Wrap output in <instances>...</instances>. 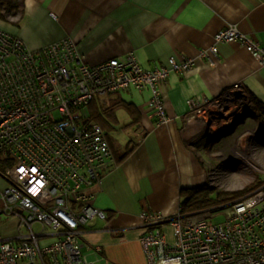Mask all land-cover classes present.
<instances>
[{
  "label": "built area",
  "instance_id": "built-area-1",
  "mask_svg": "<svg viewBox=\"0 0 264 264\" xmlns=\"http://www.w3.org/2000/svg\"><path fill=\"white\" fill-rule=\"evenodd\" d=\"M214 39L198 58L214 63L219 42L237 41L264 65V46L236 23ZM196 61L170 56L148 69L129 52L89 65L69 37L32 50L0 27V216L18 222L14 234L0 236V264H111L99 245L90 247L92 257L83 251L88 223L105 216L93 200L113 162L106 132L83 108L131 89L146 92L158 122L166 121L161 82ZM231 91L247 93L242 82ZM140 215L147 264H264V179L229 204Z\"/></svg>",
  "mask_w": 264,
  "mask_h": 264
},
{
  "label": "crops",
  "instance_id": "crops-1",
  "mask_svg": "<svg viewBox=\"0 0 264 264\" xmlns=\"http://www.w3.org/2000/svg\"><path fill=\"white\" fill-rule=\"evenodd\" d=\"M21 7V14L0 27L32 50L69 37L89 65L129 52L148 69L170 56L197 58L193 68L161 82L166 123H158L147 106L146 92L118 91L104 106L126 103L130 108H116L117 120L108 128L116 131L114 137L107 132L113 162L93 200L105 216L88 223L83 251L92 257L90 247L99 245L111 264H147L140 242L141 211L173 216L181 210L184 188L210 182L206 156L212 143L205 139H212L217 126L226 127L227 107L248 101V118L264 125V65L237 41L219 42L214 63L198 58L229 23L264 46V0H22ZM237 82L246 95L231 91ZM222 104L227 109L201 113ZM8 222L4 227L0 222V236L16 232L18 222Z\"/></svg>",
  "mask_w": 264,
  "mask_h": 264
},
{
  "label": "rangeland",
  "instance_id": "rangeland-1",
  "mask_svg": "<svg viewBox=\"0 0 264 264\" xmlns=\"http://www.w3.org/2000/svg\"><path fill=\"white\" fill-rule=\"evenodd\" d=\"M7 17L11 21L15 19L13 15ZM1 23L7 22L0 20V26H3ZM94 101L97 103L95 106L97 109L100 106L104 109L107 104L100 103L99 99H94ZM224 105L222 104L221 108L210 106L201 112L211 111L217 113L221 109L229 108V110H226V117L224 118L227 120L226 127L220 128L221 126H217L214 128L212 139L210 140L208 137L205 139V141L208 140L212 143L211 148L206 149V157L211 166L212 178L210 181L218 190L238 191L247 186L252 188L257 183L256 179H264V125L258 124L256 118H254L255 120L248 118L252 115L251 110H249L251 104L248 101H243L239 105L232 104L231 107L227 108ZM94 110L92 105H88L83 108V113L92 115ZM97 120L100 121L99 118ZM107 132L112 137L116 135L115 128L107 129ZM206 132L208 133V131ZM210 133L212 132L209 131L208 134ZM204 142H200V144L207 148V145L204 146L206 144ZM216 194L214 192L211 196H216ZM232 200L226 202V204H229ZM228 208L220 212L219 218H223L227 214ZM0 219L1 225L4 227L9 224L8 220L11 218L1 215ZM165 226L168 238L172 240L173 229L168 223ZM39 228L40 225L34 223V229Z\"/></svg>",
  "mask_w": 264,
  "mask_h": 264
},
{
  "label": "trees",
  "instance_id": "trees-1",
  "mask_svg": "<svg viewBox=\"0 0 264 264\" xmlns=\"http://www.w3.org/2000/svg\"><path fill=\"white\" fill-rule=\"evenodd\" d=\"M21 1L22 0H0V20L4 22H12L7 17L8 15H16L18 13L21 14ZM123 106H125L126 108H130V106L126 103L108 105L107 108H104L102 110L95 108L94 105L93 107L95 110L93 111L91 118L96 120L102 126L104 131H106L107 134V129L109 128L110 123H115L117 120L115 114L116 108ZM260 108L264 112V107ZM97 118H99L100 121H98ZM130 143L131 141L127 142V147L130 145ZM131 149L132 147L127 148L125 153L130 152ZM257 181L259 180L256 179V182ZM250 189L251 186H247L244 189L238 191L218 190L213 186L211 181L202 185L184 188L182 190L184 199L181 202V211L184 213H188L199 209L209 208L222 203H226L232 199L238 198L239 196L245 194ZM214 192L217 193L216 196H211V194Z\"/></svg>",
  "mask_w": 264,
  "mask_h": 264
},
{
  "label": "bare ground",
  "instance_id": "bare-ground-1",
  "mask_svg": "<svg viewBox=\"0 0 264 264\" xmlns=\"http://www.w3.org/2000/svg\"><path fill=\"white\" fill-rule=\"evenodd\" d=\"M218 31H219V30H218ZM218 31H217V32H218ZM217 32H216V33H217ZM216 33H215V34H216ZM165 108H166V106H165ZM166 112H167V111H166ZM167 115H168V114H167ZM168 120H169V117H168V119H167L166 121H160V122H158V123H160V124H164V123H166Z\"/></svg>",
  "mask_w": 264,
  "mask_h": 264
}]
</instances>
